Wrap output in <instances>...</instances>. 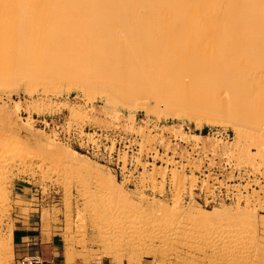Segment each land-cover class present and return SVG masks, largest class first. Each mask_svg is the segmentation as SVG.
I'll use <instances>...</instances> for the list:
<instances>
[{
    "label": "rangeland",
    "instance_id": "rangeland-1",
    "mask_svg": "<svg viewBox=\"0 0 264 264\" xmlns=\"http://www.w3.org/2000/svg\"><path fill=\"white\" fill-rule=\"evenodd\" d=\"M22 82L17 84L18 88L0 93V109L4 108L0 110V119L11 112L14 122V126L2 127L6 139L0 141V193H6L4 200L8 201L7 209L0 208L1 228L5 232L12 229L13 235L18 220L34 214L48 232L61 236L66 253L74 252L76 264H111L108 257L127 264H264V158L249 161L246 154L236 150L237 134L228 121L221 116L209 119L208 115L189 114L192 112L187 108L180 110L182 107L169 111L164 103L158 106L159 115L143 105L135 110L120 107L114 114L104 98L97 97L94 105L87 106L78 91L63 94L51 109L34 110L23 102L39 99L40 103L45 97L44 92L41 94L43 88L34 87L39 93L30 90L28 95L25 80ZM71 107L80 112L79 117L71 115ZM171 112L174 114L169 115ZM30 117L32 128L25 126ZM47 137L69 146L100 168L105 167L106 175H115L128 201H134L130 205L135 212L130 210L121 224L117 208L108 213L117 212L107 220V216L99 215L100 207L89 196L91 192H96L95 199L100 196L98 178L86 171L87 174L82 171L78 175L61 165L63 162L48 146ZM95 137L100 143L97 150H91L85 141L95 144ZM251 150L256 153L255 148ZM177 192L182 207L177 211H185L183 215L176 210L167 215L170 212L164 207L172 206ZM140 195L145 197L144 202L139 200ZM248 197L252 208H256L258 227L253 228L234 215L221 217L224 222L220 220V213L234 214L236 204L243 207ZM147 200L149 207L145 205ZM120 201L118 207L124 209V202ZM137 202L142 203L138 204L141 207ZM126 205V209L130 208ZM152 205L156 209L151 210ZM145 206L149 216L139 210ZM190 207L204 211L221 209L215 217L219 215L222 224L216 228L220 223H216L214 216L216 222L211 218L205 224L206 220L199 217L193 220L197 214ZM157 208L159 214L165 209L166 215L153 212ZM193 214L191 218L189 215ZM133 215L139 218L131 221ZM109 218L114 219V226L107 223ZM142 218H147L144 223L148 222V227L139 226ZM226 218L231 221L229 224ZM12 252L9 264H15L14 248ZM81 256L90 261L84 263Z\"/></svg>",
    "mask_w": 264,
    "mask_h": 264
},
{
    "label": "bare ground",
    "instance_id": "bare-ground-1",
    "mask_svg": "<svg viewBox=\"0 0 264 264\" xmlns=\"http://www.w3.org/2000/svg\"><path fill=\"white\" fill-rule=\"evenodd\" d=\"M24 80L29 89L24 91L28 95L34 87L43 88L41 94L44 92L45 97L40 103L39 99L23 102L34 110L51 109L63 94L78 91L87 106L94 105L97 97L104 98L114 114L120 107L135 110L138 105L156 113L160 111L159 104L164 103L168 110L177 108L179 111L178 107H182L180 110L187 108L192 112L189 114L208 115L209 119L221 116L237 134L236 150L246 154L249 161H255V157L262 159L264 0H0V93L11 87L18 88L17 84ZM70 112L79 117L80 112L75 107H71ZM10 114L0 119L1 142L5 138L2 127L14 126ZM25 126L32 128L31 117ZM47 140L58 157L55 159L63 162L61 165L77 174L86 171L98 178L99 198L93 197L96 192L88 195L96 200V207H100L99 215L107 216V220L117 212L108 213L117 208L120 224L125 222L128 212L134 211V201H128L115 175H106L105 167L93 164L69 146L49 137ZM242 140H245L243 145ZM241 148L245 151L241 152ZM0 194L3 200L0 208H6V193ZM179 197L177 192L172 206L164 207L170 212L167 215H173L175 210L181 213L177 211L182 208ZM142 198L145 197L140 195L139 200ZM120 200L124 202V209L118 207ZM148 201L144 204L149 207ZM251 202L249 197L243 207L238 202L234 214L229 212V215L224 212L222 215L217 208L204 211L190 207L197 216H189L194 217L193 220L199 217L201 221L213 220L214 216L217 222L213 221L220 223L214 225L219 228L221 217L234 215L256 228L259 222ZM125 203L133 205L127 204L130 208L126 209ZM153 205L151 210L155 208ZM165 209L162 216L167 213ZM139 210L146 214L148 208ZM157 211L158 208L153 212L159 214ZM218 213L220 220L219 215L215 217ZM134 216L131 221L139 218ZM228 218L225 221L229 224ZM109 220L107 223L114 226V219ZM144 220L147 218L138 222L146 228L148 222ZM155 222L152 223L155 225ZM205 222L207 220L203 224ZM2 228L0 219V264H9L13 260L12 229L5 232Z\"/></svg>",
    "mask_w": 264,
    "mask_h": 264
},
{
    "label": "crops",
    "instance_id": "crops-1",
    "mask_svg": "<svg viewBox=\"0 0 264 264\" xmlns=\"http://www.w3.org/2000/svg\"><path fill=\"white\" fill-rule=\"evenodd\" d=\"M13 248L15 264H76L74 252L69 250L66 253L61 236L48 232L46 225L34 214L18 220L13 231ZM81 259L84 263L90 261V258L82 256ZM106 259L111 264H127L120 263L113 257Z\"/></svg>",
    "mask_w": 264,
    "mask_h": 264
},
{
    "label": "built area",
    "instance_id": "built-area-1",
    "mask_svg": "<svg viewBox=\"0 0 264 264\" xmlns=\"http://www.w3.org/2000/svg\"><path fill=\"white\" fill-rule=\"evenodd\" d=\"M101 135L102 134H98V136L99 137H101ZM101 139V138H100ZM95 140V141H94ZM98 140V139H97ZM84 142V141H83ZM93 142L95 143V144H93V143H89L88 141H85V143H86V147H89L91 150H97L98 148V143H100V140H98V142H96V137L95 138H93ZM100 152V151H99Z\"/></svg>",
    "mask_w": 264,
    "mask_h": 264
},
{
    "label": "trees",
    "instance_id": "trees-1",
    "mask_svg": "<svg viewBox=\"0 0 264 264\" xmlns=\"http://www.w3.org/2000/svg\"><path fill=\"white\" fill-rule=\"evenodd\" d=\"M206 134V130L204 131V135Z\"/></svg>",
    "mask_w": 264,
    "mask_h": 264
}]
</instances>
